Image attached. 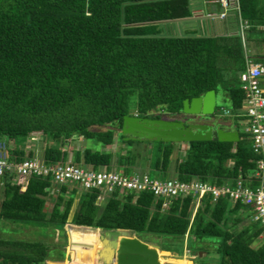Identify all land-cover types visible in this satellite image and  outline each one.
<instances>
[{
  "label": "trees",
  "instance_id": "obj_1",
  "mask_svg": "<svg viewBox=\"0 0 264 264\" xmlns=\"http://www.w3.org/2000/svg\"><path fill=\"white\" fill-rule=\"evenodd\" d=\"M189 3L0 0V139L8 141L12 157L22 158L24 149L9 141L35 134L53 141L41 150L45 163L64 162L68 152L64 145L73 136L107 146L117 129L128 144L142 142L145 139L124 138L119 132L122 114L155 117L154 110L177 111L182 98L208 88L225 89L226 108L236 111L243 92L231 84L232 71L238 74L244 68L245 57L264 63L263 53L249 52L251 46L264 48V0H237L235 28L224 34L160 33V23L192 15ZM238 19L246 23L241 34ZM131 100L133 111L128 110ZM241 133L243 137L238 130L233 142L189 140L180 157H171L172 141L160 140L150 164L161 178L174 173L180 180L196 177L220 184L239 176L244 184L254 185L257 156ZM71 152L73 163L92 168L107 167L111 159L110 151L88 146ZM136 153L116 154L115 166L128 174ZM10 177L0 176V218L35 225L42 241L1 236L0 264H45L44 243H50L52 235L63 238V243L68 240L72 263L89 264L95 242L99 249L100 237L111 235L97 228L115 227L131 229L147 242L151 239L147 234L155 235L161 250L178 255L187 233L188 251L207 252L212 245L217 264H264V238L258 236L262 226L251 222L247 206L239 200L231 203L222 195L211 202L206 193L190 220L189 195L172 200L164 210L161 199L149 191H113L100 204L95 189L77 193L73 184H55L49 176L31 174L15 181ZM51 187L57 189L54 195ZM75 195L73 224L64 225ZM47 196L53 197L49 210ZM111 236L115 248L119 236L117 232Z\"/></svg>",
  "mask_w": 264,
  "mask_h": 264
},
{
  "label": "built area",
  "instance_id": "obj_2",
  "mask_svg": "<svg viewBox=\"0 0 264 264\" xmlns=\"http://www.w3.org/2000/svg\"><path fill=\"white\" fill-rule=\"evenodd\" d=\"M207 3L218 4V10L212 14L219 18L226 16L228 0H203ZM235 1L238 8L237 0ZM246 23L239 21V31ZM239 88L243 92L241 104L236 111H230L221 107L222 116L234 117L236 123L243 120L241 132L250 140V147L256 154L253 176L256 179L254 185L244 184L241 177H236L232 184L223 182L210 183L206 180L192 178L189 181L176 177H150L147 172H132L126 174L121 170L107 167L92 168L81 166L66 160L45 163L37 155H24L16 160L10 154L9 143L6 139H0V176L8 174L11 180L17 177L25 178L34 174L49 176L55 184H74L77 189H95L96 201L102 202L113 191H149L154 197L161 199L160 209H167L172 200L187 195L191 197V220L196 209L202 203L204 194H209L211 202L219 196H227L231 203L239 200L246 206H250L253 213L250 219L261 224L262 230L259 238H264V63L253 61L245 57L244 68L238 72ZM238 131V130H237ZM32 139L33 136H30ZM187 233L184 234L183 251ZM185 252V251H184Z\"/></svg>",
  "mask_w": 264,
  "mask_h": 264
},
{
  "label": "rangeland",
  "instance_id": "obj_3",
  "mask_svg": "<svg viewBox=\"0 0 264 264\" xmlns=\"http://www.w3.org/2000/svg\"><path fill=\"white\" fill-rule=\"evenodd\" d=\"M190 1V7H192V2L194 1H198V6H193V15H191L190 18H179L177 20H172V21H168L165 23H160V33L162 34H184L187 32H191V31H195L198 33H207V34H216L217 32L219 33V31L221 32H227V30L232 28V18L231 16H226V19L224 20L223 18H219L217 16L214 15H208L206 10H208L207 8H203L200 9V7L202 6V4L204 3L203 0H188ZM211 8L209 9L210 12L212 11L214 14L218 8L215 4H211ZM195 7L199 8L195 9ZM232 9V8H231ZM229 13L232 12L233 15H235L234 10H229ZM202 15V16H201ZM235 17V16H234ZM235 20V19H234ZM233 20V21H234ZM242 31L244 30V27H242ZM219 30V31H218ZM248 52V50H247ZM252 54L257 53V54H264V48L261 46H254L250 48V51ZM232 73L234 74V76L230 79L231 84L232 85H238L239 86V80H238V74H235V72L232 71ZM133 100V99H132ZM130 101L129 105H128V110L129 111H133V101ZM229 106V101L227 98V94L225 89H223L222 87H218L216 92H215V108H214V112L213 114H211L212 116L217 118V110H219L220 107H228ZM220 111V110H219ZM217 112V113H216ZM133 114V113H132ZM220 114V112L218 113ZM221 115V114H220ZM229 119H232L233 117L231 116H226ZM225 117V118H226ZM232 128L234 127V124L231 123ZM242 125H243V120H238L237 121V129L239 130V135L240 137H243V134L240 132L242 129ZM94 128H105L106 126H93ZM125 138V137H124ZM11 146L13 144H17L19 145H25V147H36L38 150H42L43 146L48 144L50 141L48 139L45 138V136L39 135V134H35L34 138H30L27 137L24 140H20V139H16L14 141L10 140L9 141ZM175 144V148L172 151V156L171 157H175L178 156L180 157L182 154V149L186 146V143H184L183 141L181 142H173ZM32 144V145H31ZM160 145V140H147L145 139L142 142H137V141H133L132 144H128L126 142V140H123L122 138H120L118 130L114 129V136L113 139L110 143V145H102L100 142L95 141L94 139H86L83 136H73L71 137L68 141H66V144L64 145L65 148L68 150L69 153H71L72 155V150H81L84 146H88L91 147L93 149H98L101 151H110L111 153V159H110V163L107 166L108 168H115L118 170H121V168H117L115 166V159H116V154L121 153L125 150H128L129 152H137L134 156V161H132V163L130 164V169L127 171L128 174L132 173V172H147L148 176L150 177H162L160 176L161 174L158 172V170L153 168L152 163L150 164V162L155 158V155L157 153V146ZM68 152H67V156H68ZM67 156L65 158L64 161L69 160L72 161V159H67ZM73 162V161H72ZM77 165H81L84 166L85 165L80 161L79 163H75ZM101 166L98 167H93V168H99ZM122 171V170H121ZM160 174V175H159ZM164 177H175L174 173H168V174H164ZM201 180V179H200ZM189 181V180H186ZM1 187L2 184L0 182V197H1ZM80 189H77V193ZM80 192V191H79ZM51 195H54L53 193H51ZM77 198V195H75L74 197V201L72 203L71 206V210L68 214V218L67 221L64 222V225H68V224H73L70 222V216L72 213V209L75 205V200ZM53 200V197L51 196H47L46 197V202H45V209L49 210L50 206H51V202ZM101 204V202H100ZM246 213L248 214V217L250 219V214L253 213V210L250 206H247L246 208ZM251 220V219H250ZM251 222H257L254 220H251ZM258 223V222H257ZM39 232L37 233V229L35 225H32L31 223H18V222H9L5 219H1L0 218V237H12V238H24V239H28V240H40V236H39ZM118 234V232H117ZM151 234H147V236H149L151 239H149L148 243H156L155 241H157V239H159V237H156L155 235L150 236ZM118 236H120V234H118ZM52 238H50V243H44L47 245V250L45 252V264L48 263H58V264H80V263H72V259H71V251L69 250V245H68V240H65L63 243V238H59L56 237V235H52ZM60 242V243H59ZM212 245H209V247L207 246V252L204 251H194V253H191L188 250H184L182 251V254L178 255L175 252H165L162 251L158 248V257L159 260L161 262H165V261H171V262H177L179 263L178 259H190L191 262H187V260H180L181 262H187L188 264H194L197 262V264H217V260H218V254L217 252H215L213 250V248L211 247ZM97 247H96V242H95V253L93 258L91 259V261L89 262V264H95V260H96V251H97ZM190 253V254H189ZM105 261L109 262V264H113L114 262V256L111 257H106V259H104ZM86 263V262H85ZM186 263V264H187Z\"/></svg>",
  "mask_w": 264,
  "mask_h": 264
},
{
  "label": "water",
  "instance_id": "obj_4",
  "mask_svg": "<svg viewBox=\"0 0 264 264\" xmlns=\"http://www.w3.org/2000/svg\"><path fill=\"white\" fill-rule=\"evenodd\" d=\"M215 108V90L208 88L198 95L184 97L179 111L183 115L203 117V121L183 122L178 118L148 117L132 113L121 116L119 132L125 138L187 142L189 140H222L236 141L238 131L225 128L223 123L213 114ZM96 228V227H94ZM102 233L120 236L113 248V236L100 237V247L96 251L95 264H109L106 257L114 256L113 264H178L177 262H161L158 257V244L148 243L128 228H97Z\"/></svg>",
  "mask_w": 264,
  "mask_h": 264
},
{
  "label": "crops",
  "instance_id": "obj_5",
  "mask_svg": "<svg viewBox=\"0 0 264 264\" xmlns=\"http://www.w3.org/2000/svg\"><path fill=\"white\" fill-rule=\"evenodd\" d=\"M229 2V4H228V8H227V10H226V16H231V17H233L232 19L234 20L235 19V15H233L232 14V12H228L229 10H234V9H236V15H237V12H238V8H236V5H235V2H234V0H228ZM192 7L193 6H198L199 7V5H198V1H194V2H192ZM211 4L212 3H207V2H204L203 4H202V6L200 7V9H203V8H207L208 10H206V13L207 12H210V8L212 7L211 6ZM196 8L195 7V9H198L199 10V8ZM203 7V8H202ZM232 8V9H231ZM193 9L194 8H192V11H193ZM212 12V11H211ZM213 13V12H212ZM192 15H193V13H192ZM202 16V15H201ZM226 16L223 18L224 20L226 19ZM191 17V16H190ZM189 17V18H190ZM239 17V16H238ZM233 20H232V28L231 29H229V30H233L234 28H235V25H234V23H233ZM239 19H238V23H239ZM238 27H239V25H238ZM229 30H227V32L229 31ZM219 31V30H218ZM224 33H226V32H221V31H219V33L217 32L216 34H224ZM249 59H251V58H249ZM251 60H253V59H251ZM254 61V60H253ZM220 121L223 123L222 125H223V127H225V128H232V125H231V123H233V120L232 119H229L228 117H226V118H224V119H220ZM181 142V141H180ZM184 143H186V142H184ZM32 145V144H31ZM19 147L20 148H22V149H24V155H26V154H28V152L29 151H31V155H37V156H39V157H41V151L40 150H38L36 147H25V145L23 146V145H19ZM67 159H71V153H69L68 152V156H67ZM235 180V179H234ZM234 180L232 181V182H227V181H225L226 183H229V184H232L233 182H234ZM223 183V182H222ZM74 185V184H73ZM56 187H51L50 188V191H49V193H50V195H51V193H55L56 192V190L57 189H55ZM76 201V200H75ZM160 249V248H159ZM161 250V249H160ZM162 251H165V252H168V250H163L162 249ZM186 258H183V260H185ZM178 260H180V259H178ZM187 260V262H191V260L189 259H186ZM179 264V263H178ZM194 264H197V262L196 263H194Z\"/></svg>",
  "mask_w": 264,
  "mask_h": 264
},
{
  "label": "flooded vegetation",
  "instance_id": "obj_6",
  "mask_svg": "<svg viewBox=\"0 0 264 264\" xmlns=\"http://www.w3.org/2000/svg\"><path fill=\"white\" fill-rule=\"evenodd\" d=\"M156 114H158V116L155 117H167V118H178L181 119V121L183 122H187V121H203V117L199 116V115H193V116H189V115H183L179 110L177 111H163V110H154ZM217 113V112H216ZM218 120L220 119H224L225 117L220 115V114H216Z\"/></svg>",
  "mask_w": 264,
  "mask_h": 264
},
{
  "label": "bare ground",
  "instance_id": "obj_7",
  "mask_svg": "<svg viewBox=\"0 0 264 264\" xmlns=\"http://www.w3.org/2000/svg\"><path fill=\"white\" fill-rule=\"evenodd\" d=\"M186 263H187V262H180V264H186ZM188 263H189V262H188ZM188 263H187V264H188Z\"/></svg>",
  "mask_w": 264,
  "mask_h": 264
}]
</instances>
